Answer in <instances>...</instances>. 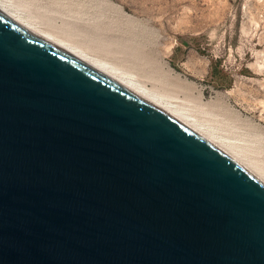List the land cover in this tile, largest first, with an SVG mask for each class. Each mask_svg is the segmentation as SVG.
<instances>
[{
    "label": "water",
    "instance_id": "95a60500",
    "mask_svg": "<svg viewBox=\"0 0 264 264\" xmlns=\"http://www.w3.org/2000/svg\"><path fill=\"white\" fill-rule=\"evenodd\" d=\"M0 264H264V183L0 9Z\"/></svg>",
    "mask_w": 264,
    "mask_h": 264
},
{
    "label": "rangeland",
    "instance_id": "374dc122",
    "mask_svg": "<svg viewBox=\"0 0 264 264\" xmlns=\"http://www.w3.org/2000/svg\"><path fill=\"white\" fill-rule=\"evenodd\" d=\"M184 108L264 179V0H0Z\"/></svg>",
    "mask_w": 264,
    "mask_h": 264
},
{
    "label": "bare ground",
    "instance_id": "6f19581e",
    "mask_svg": "<svg viewBox=\"0 0 264 264\" xmlns=\"http://www.w3.org/2000/svg\"><path fill=\"white\" fill-rule=\"evenodd\" d=\"M0 9L5 12L8 16L12 19L20 23L21 25L27 27L28 29L32 30L33 32L39 34L40 36L46 38L47 40L53 42L54 44L58 45L59 47L63 48L64 50L68 51L69 53L75 55L76 57L80 58L81 60L85 61L86 63L92 65L93 67L97 68L98 70L102 71L103 73L107 74L108 76L112 77L119 83L123 84L124 86L128 87L132 91L136 92L137 94L141 95L142 97L146 98L147 100L151 101L152 103L156 104L166 112L170 113L186 125L190 126L214 145L219 147L233 159H235L238 163H240L245 169L251 172L255 177H257L261 182L264 183V179L256 174L253 170H251L244 162H241L238 158L232 155L231 151L227 149L223 143L217 139L214 135L209 134L206 129L202 127L192 116L189 115L188 112L182 109V107L175 104L173 101H169L163 98L160 94L154 92L153 90L145 87L143 84L133 80L129 74L122 70H118L117 68L110 66L109 64L92 58V56L86 55V53L75 49L74 47L63 43L60 39L53 38L49 34H45L37 29L33 28L31 25H28L24 22L17 14H15L12 10H10L7 6L0 2Z\"/></svg>",
    "mask_w": 264,
    "mask_h": 264
}]
</instances>
